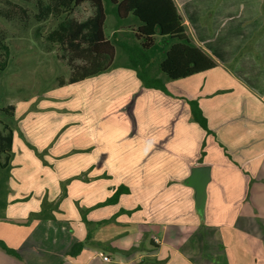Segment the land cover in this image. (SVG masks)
<instances>
[{
	"label": "crops",
	"instance_id": "1",
	"mask_svg": "<svg viewBox=\"0 0 264 264\" xmlns=\"http://www.w3.org/2000/svg\"><path fill=\"white\" fill-rule=\"evenodd\" d=\"M186 2L182 6L188 4L189 9L187 13L181 14L186 31L217 65L174 79L181 83L174 85L173 90L170 82L165 80L166 92L145 87L136 77V88L132 87L130 94L125 97L127 99L132 93L133 98L131 96L129 102L132 115L130 128L125 133L132 128V132L136 131L138 134L141 131L146 135L138 138L141 143L133 148L136 150L133 155L132 146H125L129 143V138L121 144L117 136L112 146H100L101 142L98 141L95 152L88 159L71 164L77 168L78 173L82 171V176H85L84 180L88 182L86 193H80L83 185L80 180H71L73 184L65 190L64 176L48 173L47 180H44L39 176L34 177V173L22 174L20 171L19 175L22 177L17 180L27 181L31 184L30 189L34 190L13 191L14 198H23L18 203L20 207L0 205V226H3L0 228V241L18 253V256L9 254L0 246V264H39L41 261L45 264H94L97 253L102 256H106L104 253H111L110 256L107 255L109 260L115 259L117 264H135L137 261L133 256L121 252L133 244V240L128 238L124 245L109 243L106 246L108 252L98 249L82 258L86 250L84 248L74 256L67 254L71 246L87 233L80 210L103 200L119 184L129 187V193L121 194L119 200L123 195L136 192L138 179L134 180L135 177L142 178L145 183L150 180L160 182L157 189L162 200L174 201L179 195L178 198L182 200L180 211H147L152 205L149 199L154 195L155 189H150L145 184L141 195L146 201H141L139 206H118V201L116 204L106 205L110 206L109 214L102 211L104 206H99L89 209L86 218L95 222L111 217L120 208L132 209L137 206L139 210L135 209L131 214L121 213L112 221L130 223L132 217L141 212L142 216L132 222L135 223L138 234L151 228L161 239L160 252L162 248L168 251L164 256L159 251L153 255L157 256L154 258L158 264H215L214 253L220 249L227 264H264V0ZM258 29L261 30L260 37L252 45H248L244 50L245 54L236 60L234 55ZM247 69L251 70V74L246 72ZM208 73L212 74L208 76L211 79L195 81L196 76ZM251 75H254L252 79ZM188 99L197 100L207 119L209 132L191 119ZM136 114L140 127L134 124L133 117L136 118ZM102 117L98 113L97 120L101 122ZM119 132L117 127L111 129L107 136L112 134L114 137ZM14 141L15 137L13 149ZM146 150L156 152L148 156L150 158L140 160V157L145 156L143 152ZM21 155V160L28 159L31 164L34 162L30 159V156L32 160L35 159L30 151ZM127 157L129 161L125 165V171L116 175L113 167H119L117 159ZM98 161L104 164L101 168ZM63 166L67 167V164L64 163ZM194 166H207L209 171L203 212H199L196 207L194 188L185 182ZM87 170L88 173L85 172ZM60 181L63 189L59 186ZM107 182L109 183L106 184ZM70 189L76 193L72 194ZM41 200L46 205L49 203L54 212L51 213L50 209L49 216H34L26 224L29 210L40 212L43 206ZM75 201H79V204H74ZM139 207H143V210ZM221 208H226L225 217H219ZM183 209H186L189 219L180 222L178 219ZM93 210H98L95 215H91ZM7 219L11 221L4 226L5 221L2 220ZM19 223H24L23 231H16L22 227H14ZM7 230L14 236L8 234ZM99 230L93 229L89 243L110 240L97 237ZM126 234L128 235L127 232Z\"/></svg>",
	"mask_w": 264,
	"mask_h": 264
},
{
	"label": "rangeland",
	"instance_id": "2",
	"mask_svg": "<svg viewBox=\"0 0 264 264\" xmlns=\"http://www.w3.org/2000/svg\"><path fill=\"white\" fill-rule=\"evenodd\" d=\"M38 1L0 0V35L5 37V42L8 44L10 50L6 68L0 72V129L4 122L9 124L15 137V148L13 149L8 167L7 169L0 168V205L10 204L13 207H20L18 203L23 199L18 196L14 198L12 196L14 190L18 192L34 190V188L30 189L29 186L31 184H28L27 181L23 179L22 181L17 180L22 177L19 175L20 171L23 172L22 174L34 173V177L39 176L44 180H47L49 174L54 175L56 173L59 176H64L65 180H63V184L65 190L73 184L70 182L71 180H80L83 182L80 193H86L85 188L88 182L84 180L86 179L85 176H82V171L78 173L77 168L74 165L71 166V164L88 159L89 155L95 152L94 149L98 141L101 142L100 146H112V142H115L116 139L114 138L117 136L119 137V143L125 142L126 138H129V143L125 146H132L131 153L133 155L136 151L133 148L136 147L137 143L139 145L141 143L138 141V138L146 135L141 131H138V134L136 131L132 132V128L128 133H125L130 128L129 122L132 115L131 104L129 102L132 93L127 99L125 97L130 94L132 87L133 89L136 88L134 79L137 76L135 70L127 64V56L121 48H115L113 63L106 72L88 77L80 83L59 84L61 78L65 81L69 76L71 66L68 64L66 56L62 54L64 51L61 49L60 44L48 38V33L57 27L58 19L52 15H47L43 19H40L37 16L39 13ZM186 1L188 0L178 5L180 14L187 13L189 9L188 4L182 6ZM185 10L186 12H184ZM92 13L93 7L89 3H84L74 10V15L79 19H84ZM114 25V16L108 14L104 22L106 36H111ZM260 32L261 30L258 29L253 33V37L247 39L246 45L234 55L236 60L245 54L244 50L246 47H249L248 45L256 42L261 35ZM119 33L121 38L127 39L128 36L124 32ZM242 72L244 73L245 70ZM246 72L250 73L251 70L247 69ZM129 73H131V76H129ZM210 74L199 75L194 79L195 81L206 78L208 80L211 79L208 78ZM157 75L164 80H168L172 90L175 87L174 85L177 86L178 83H181L179 80L167 79L163 73ZM252 76L254 75H251V79L253 78ZM165 88L167 89L166 84ZM8 105L14 106V116L12 118L8 117L4 111ZM98 113L103 115L101 122L97 120ZM133 119L135 126L138 125L140 127V120L137 114L136 118L134 116ZM117 127H119V133H116L114 137L112 134L107 136L111 129ZM105 141H108V143ZM27 151H30L35 158L32 160L30 156L31 161H34L32 164L29 163L28 159V161L20 159V157H23L21 154ZM154 152L156 151H144L145 156L140 157V160L150 158L148 156ZM64 160L65 162H62ZM128 161L129 157L127 159H117L116 164L119 167H116V169L113 167V170H116V175L119 176L125 171V165ZM64 163L67 164V167L63 166ZM98 164L99 168L104 165L99 161ZM85 172L88 173V170ZM137 179L138 186L136 192L121 196L120 200H118V206L131 207L136 204L139 206L141 201H146L141 195V189L147 184V187L150 189H155L153 191L154 195H151L149 199L152 205L148 207L147 211L150 209V212L153 213L157 211L160 213L162 210L169 213L180 211L181 208L179 207H181L182 200L178 198L179 195H177V199L174 201L164 199L163 201L159 197L160 193L157 189V186L161 184L160 182L150 180L145 183L142 178L136 177L134 180ZM61 182H59L60 187L62 186ZM151 184L152 186H150ZM90 185H93V183H90ZM13 186H15V189ZM109 186L106 185V187ZM71 193L74 194L76 192L71 191ZM32 200L34 201V198ZM59 200L60 198L57 201ZM75 202L74 204H79V201ZM54 206L57 207L55 204ZM247 206L250 208L249 202H247ZM135 208L137 211L138 207L136 206ZM141 208L143 210V207ZM177 208L179 210H175ZM50 209V212L53 213L54 209L51 207ZM102 209L103 212L110 213V206H104ZM183 210L181 211V215H178L180 219L177 218L180 222L188 221L189 219V214L185 212L186 209ZM225 210L226 208H221L219 217L226 216ZM31 211L33 210L27 212L26 224L35 215V212ZM40 211L42 212L43 210L40 209ZM96 211L93 210L91 215L93 213L95 215ZM2 212L4 213L5 211L2 209ZM38 214L40 213L38 212ZM207 214L209 215V213ZM4 216L6 217V214ZM14 216L17 215L14 213ZM141 216L140 212L136 217H132L130 223H116L112 219L102 223L100 226H96L95 229H100L96 236L105 240L109 238L110 240L104 243L100 241L90 242L91 244L87 240L81 249L82 251L86 248L81 257L83 258L85 254H90L98 249L101 252H108L106 246L109 243L119 246L124 245L128 238L130 241L133 240V244L121 250L124 255L133 256L135 261H137L135 264H158L155 261L156 258H154L157 256L153 255L159 251L158 253L164 256L168 254V251L162 248V252H160L161 239L155 235V232L151 228L140 231V235L138 234V229L135 223L132 222ZM2 221H5L3 225L6 226L11 220ZM19 226L22 227L16 231H23L24 223L14 225V227ZM2 227L0 226V228ZM69 231L71 235L74 234H72L73 231L71 229ZM7 233L13 235L8 230ZM97 239L101 240L100 238ZM221 253H223L221 249L217 253H214L215 264H227L223 260ZM104 255L110 256L111 253H104ZM96 257L93 261L94 264H117L115 259L105 260L101 253H97ZM48 258L51 257L48 256ZM139 259H143V261ZM39 264L45 263L41 261Z\"/></svg>",
	"mask_w": 264,
	"mask_h": 264
},
{
	"label": "trees",
	"instance_id": "3",
	"mask_svg": "<svg viewBox=\"0 0 264 264\" xmlns=\"http://www.w3.org/2000/svg\"><path fill=\"white\" fill-rule=\"evenodd\" d=\"M185 0H39L38 17L52 15L58 19L57 27L48 33L51 41H57L71 66L69 76L60 79L59 84H74L99 75L110 69L115 48L119 47L127 56V64L145 87L167 91L165 80L157 74L163 73L167 79H179L214 68L216 61L186 31L183 17L178 11L179 3ZM84 3L93 7V13L84 19L74 15L75 8ZM112 14L115 25L111 36L104 32L106 16ZM119 32L128 37L123 39ZM9 46L0 35V72L6 68ZM191 119L209 132L207 119L196 99L187 100ZM5 114L12 118L14 106L8 105ZM13 130L3 123L0 129V168L7 169L13 152ZM129 193V187L119 184L113 192L80 210L81 219L87 228L83 240L75 242L67 254L74 256L92 237L93 229L114 219L121 213L131 214L136 208H120L111 217L92 221L86 212L94 207L116 204L121 194ZM42 212L33 216H49L50 204L43 202ZM0 246L7 253L18 256L17 251L3 241Z\"/></svg>",
	"mask_w": 264,
	"mask_h": 264
},
{
	"label": "water",
	"instance_id": "4",
	"mask_svg": "<svg viewBox=\"0 0 264 264\" xmlns=\"http://www.w3.org/2000/svg\"><path fill=\"white\" fill-rule=\"evenodd\" d=\"M207 166H194L190 169L185 182L195 190V204L199 212H203L206 198V184L209 178Z\"/></svg>",
	"mask_w": 264,
	"mask_h": 264
},
{
	"label": "built area",
	"instance_id": "5",
	"mask_svg": "<svg viewBox=\"0 0 264 264\" xmlns=\"http://www.w3.org/2000/svg\"><path fill=\"white\" fill-rule=\"evenodd\" d=\"M103 258H104L105 260H109L108 256H103Z\"/></svg>",
	"mask_w": 264,
	"mask_h": 264
}]
</instances>
